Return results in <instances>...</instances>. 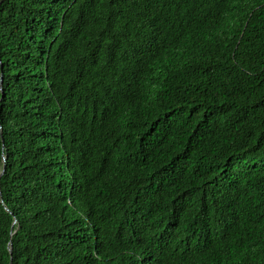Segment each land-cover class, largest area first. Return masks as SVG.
Masks as SVG:
<instances>
[{"label": "trees", "instance_id": "trees-1", "mask_svg": "<svg viewBox=\"0 0 264 264\" xmlns=\"http://www.w3.org/2000/svg\"><path fill=\"white\" fill-rule=\"evenodd\" d=\"M0 60V264H264V0H5Z\"/></svg>", "mask_w": 264, "mask_h": 264}, {"label": "water", "instance_id": "water-1", "mask_svg": "<svg viewBox=\"0 0 264 264\" xmlns=\"http://www.w3.org/2000/svg\"><path fill=\"white\" fill-rule=\"evenodd\" d=\"M5 0H2V2H4ZM1 2V3H2ZM0 3V4H1ZM0 63H1V60H0ZM2 85H3V77H1V79H0V90H2ZM3 138V137H2ZM4 162H6V158H4ZM4 173H5V167L2 169V171L0 172V181H1V178H2V176L4 175ZM5 209L9 212V209L5 206ZM16 224V221L14 222V224L13 225H15ZM12 252H13V246H12V243L10 242V245H9V253L10 254H12ZM10 264H12V262H10Z\"/></svg>", "mask_w": 264, "mask_h": 264}]
</instances>
